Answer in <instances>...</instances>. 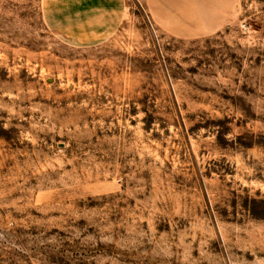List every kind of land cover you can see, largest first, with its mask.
I'll list each match as a JSON object with an SVG mask.
<instances>
[{
  "label": "rangeland",
  "instance_id": "374dc122",
  "mask_svg": "<svg viewBox=\"0 0 264 264\" xmlns=\"http://www.w3.org/2000/svg\"><path fill=\"white\" fill-rule=\"evenodd\" d=\"M43 1L0 0V264H264V0L94 46Z\"/></svg>",
  "mask_w": 264,
  "mask_h": 264
},
{
  "label": "crops",
  "instance_id": "0c3cea01",
  "mask_svg": "<svg viewBox=\"0 0 264 264\" xmlns=\"http://www.w3.org/2000/svg\"><path fill=\"white\" fill-rule=\"evenodd\" d=\"M154 22L181 38L210 35L230 16L234 0H146ZM126 0H44L43 17L60 37L78 46H94L120 27Z\"/></svg>",
  "mask_w": 264,
  "mask_h": 264
}]
</instances>
